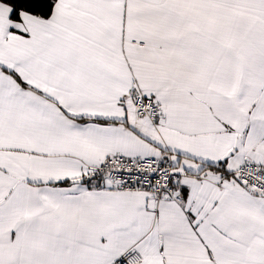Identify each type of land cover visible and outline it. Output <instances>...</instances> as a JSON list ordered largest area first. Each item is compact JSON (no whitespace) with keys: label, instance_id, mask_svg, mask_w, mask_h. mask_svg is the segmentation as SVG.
Instances as JSON below:
<instances>
[{"label":"snow or ice","instance_id":"snow-or-ice-1","mask_svg":"<svg viewBox=\"0 0 264 264\" xmlns=\"http://www.w3.org/2000/svg\"><path fill=\"white\" fill-rule=\"evenodd\" d=\"M0 264H264V0H0Z\"/></svg>","mask_w":264,"mask_h":264}]
</instances>
